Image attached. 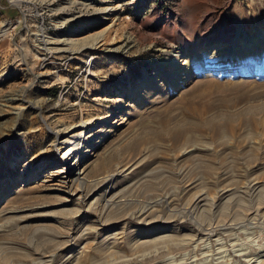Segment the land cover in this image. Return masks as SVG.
I'll use <instances>...</instances> for the list:
<instances>
[{"label": "rangeland", "instance_id": "rangeland-1", "mask_svg": "<svg viewBox=\"0 0 264 264\" xmlns=\"http://www.w3.org/2000/svg\"><path fill=\"white\" fill-rule=\"evenodd\" d=\"M263 29L264 0H0V264H264ZM173 48L190 76L137 93Z\"/></svg>", "mask_w": 264, "mask_h": 264}, {"label": "bare ground", "instance_id": "bare-ground-1", "mask_svg": "<svg viewBox=\"0 0 264 264\" xmlns=\"http://www.w3.org/2000/svg\"><path fill=\"white\" fill-rule=\"evenodd\" d=\"M190 21H191V24H192L193 21L192 20H190ZM196 22H198V21L196 20ZM205 22H206V20L199 21L198 22L199 25L197 24L198 27H200V23L201 24H204ZM177 28L178 27H177V25L175 23H173L172 25L171 24H167L166 26H162L161 33H163L164 35H166L167 38L171 40V39H174V38L172 37V35H169L168 32L170 30L172 32V30H175ZM195 28H196V25L194 24V25L189 26L188 27V30H192V29L194 30ZM203 34H204V32H203ZM203 34H200V35L203 36L202 37V39H203V45H205V44L209 43V40H208V35H205V34L203 35ZM177 40H178V38H177ZM257 40H258V44H256V45H259L261 43H264V29L260 31L259 38ZM82 41L83 40L81 38H76V39H72V40H70V39L69 40L68 39L67 40L66 39H55V40H49L48 42H43V45L45 47V50H47V52L49 53V54H47V56L52 57L53 56L52 53H67V55L68 54L69 55H72V54H76L78 52H81V51H83L85 49H95V46L97 44V42L95 41L94 43L87 45V44H82L81 43ZM169 42H171V41H169ZM172 42H173V40H172ZM253 42L254 41H252V43ZM241 49H242L241 50V53L237 54L238 56L239 55L246 54L249 51V48H246V45H243ZM181 51H183V49H179V50L176 49L175 50V48H173L172 50H170V52H167L168 58L165 59L163 62L164 63H169V65L171 66L172 70L171 71L168 70L167 72H163L162 73V76H160V79H158L159 78L158 75H152V76L145 77V79H143V80H140L138 82V85L136 86V92L139 93V92L143 91L144 89H146L153 82H157V81H161V80H163L164 83H166L167 85H172V84L178 85L179 83L181 84V82L185 78H187L188 76H190L188 74L189 68H188V66H185L186 63H188V62L186 60L185 61L184 60L183 61L177 60V58L180 57L178 55V53L181 52ZM255 53H256V51H255ZM235 56H236V53H235ZM49 59L50 58H48V59L47 58H43L42 59V62H40L41 65H43V66L44 65H47L48 63L45 62V61H48ZM179 73H181L182 76L179 75ZM128 106H130V105H128ZM114 114H115V112L109 113V114H107L105 116L104 119H108L110 116H112ZM90 125H91L90 120L83 121L82 124H80V126L78 124L79 127H82L83 128L78 133V135L81 138V141L82 142L85 141V132H88L89 131L88 129H90V127H89ZM75 128H76V125H73V127L71 128V130L72 129H75ZM87 134H89V133H87ZM73 152H76V155H74L73 157H71V160H74L75 159V169L72 172H66V173H64V175H62L63 177H61V179H59V182H62L64 184H69V182L71 183L74 180H76V181H79L80 184H83V182H85V179L81 176V174L79 172L76 171L77 165H79V163L81 162V157H82L83 151L80 152L78 150V148H75L73 146H69L66 149V151H65V153H64L63 156L68 158ZM65 161H66V159H65ZM108 179H111V178H108ZM108 179L106 177V180H108Z\"/></svg>", "mask_w": 264, "mask_h": 264}]
</instances>
